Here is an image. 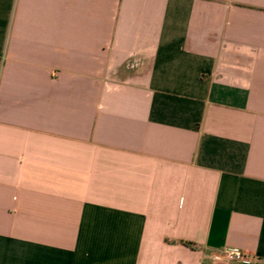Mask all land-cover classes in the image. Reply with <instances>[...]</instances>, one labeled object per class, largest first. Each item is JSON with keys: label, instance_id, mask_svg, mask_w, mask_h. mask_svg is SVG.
<instances>
[{"label": "crops", "instance_id": "0c3cea01", "mask_svg": "<svg viewBox=\"0 0 264 264\" xmlns=\"http://www.w3.org/2000/svg\"><path fill=\"white\" fill-rule=\"evenodd\" d=\"M0 264H264V0H0Z\"/></svg>", "mask_w": 264, "mask_h": 264}, {"label": "built area", "instance_id": "2783aa9c", "mask_svg": "<svg viewBox=\"0 0 264 264\" xmlns=\"http://www.w3.org/2000/svg\"><path fill=\"white\" fill-rule=\"evenodd\" d=\"M226 259L228 261H249L250 258L239 250L228 249L224 253V257L217 256V260Z\"/></svg>", "mask_w": 264, "mask_h": 264}, {"label": "trees", "instance_id": "16d2710c", "mask_svg": "<svg viewBox=\"0 0 264 264\" xmlns=\"http://www.w3.org/2000/svg\"><path fill=\"white\" fill-rule=\"evenodd\" d=\"M185 244H189V243H185ZM189 245H191V244H189Z\"/></svg>", "mask_w": 264, "mask_h": 264}]
</instances>
